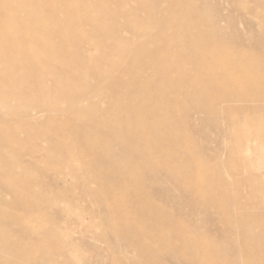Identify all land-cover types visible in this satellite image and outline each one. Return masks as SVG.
Here are the masks:
<instances>
[{
  "label": "rangeland",
  "instance_id": "1",
  "mask_svg": "<svg viewBox=\"0 0 264 264\" xmlns=\"http://www.w3.org/2000/svg\"><path fill=\"white\" fill-rule=\"evenodd\" d=\"M4 1L5 0H3V2ZM94 1H96V0H93L89 3V7L93 3V5H91L90 9L95 8L94 7V3H95ZM105 1H108V0H105ZM128 1H129L127 3L128 6L126 5V7H128L130 10L128 8H126L124 4H121L119 1H116V0H111V1L109 0L108 1L109 4L107 3L108 7H112V8H109L110 12L112 11V13L109 12L106 15L107 19L112 20L113 24H114V22L117 21L118 24L117 25L115 24V25L118 27H120V26L124 27L125 29L122 27H120V28L123 30V33L125 35H129V33H128L129 28L128 27L133 26L132 23H130V21L131 20H138V19L140 20L141 16L143 19H146V17L158 19L160 17L161 19L159 18V20H161V21H164L169 16L175 17L173 14H170L169 12L166 13L167 11H170L169 8L171 7V3L173 1H170V0L169 1H167V0H150V1L149 0H142L143 3H144V1H145V3L146 2L147 3L146 4L145 3L140 4V0H139V2H138V0H132L134 5L131 2V0H128ZM204 1L203 0L197 1L196 10L200 11L201 9H203V11H205V12L207 11L206 12L207 15L209 12L208 16L210 18H212V19L215 18L214 20L218 21V23L222 27L224 25V28L227 29L226 42L230 46H232V47H230L232 49L230 53H232V51H233L232 54H235L234 52L241 48L251 58H256L255 60H258V62H260V61L264 62V34L262 35V33H261V31L264 30V18L261 17V16H264V0H260L258 2L255 0H245V1L244 0H230L231 2L229 0H226V2L228 1L227 3H225V0H208V1L204 0ZM233 1L235 2L234 4H232ZM151 2H153V4L149 5ZM260 2H262V3L260 4ZM135 3L137 5L139 3L142 6V7L140 6V8H141L140 10H139V5L136 6ZM206 3H207V5H206ZM230 3L232 5H230ZM238 3L241 5H239ZM245 3H246V5H245ZM251 3L252 4L255 3V4L252 5ZM257 3L259 4V8H257V6H258ZM167 5H169V7ZM260 5H262L263 7ZM115 6H117V7H115ZM199 6H200V9H199ZM210 6H212V7H210ZM222 6H225V8ZM244 6H246V7L244 8ZM236 7H238V9ZM260 7H261V9H260ZM117 8H118V12L116 13ZM160 8H162L163 10ZM227 8H229V10H227ZM239 8L240 9L243 8L242 12H240L241 10H239ZM131 9L132 10L134 9L133 10L134 12ZM147 9H148V11H147ZM235 9H237V10H235ZM244 9H245V11H244ZM142 10H145L147 13L145 11H142ZM152 10H154V11H152ZM14 12H15V10L10 11L9 14L13 15V16H16V15L23 16L24 15L23 12H18V11H16L15 13ZM45 12H47V11H45ZM45 12H44V14H45ZM135 12H137V13H135ZM236 12H238V13L236 14ZM126 13H127V15H126ZM129 13H130V15H129ZM131 13H135V14L133 15ZM109 14H111V15H109ZM112 14H113V17H112ZM210 14H211V16H210ZM231 14H233V15H231ZM238 14H239V16H238ZM240 14H242V15H240ZM244 14H246L247 16L246 15L245 16L251 20L253 18V15H254V17L258 18L259 20L257 22L256 18H254L253 19L254 24H252L251 26L248 25V27H247V25H244L241 23L240 17L244 16ZM248 14H250V15L253 14V15L250 18V16H248ZM185 15H186V17L187 16L191 17L190 16L191 14L190 15L184 14L183 16H185ZM218 15L223 16V18L225 20L220 19L218 17ZM109 16H110V18H109ZM123 16L126 18H124ZM259 16H260V18H259ZM50 18H52V17H50L48 12L45 14V19L43 17V19L46 21V23H50L52 21V19H50ZM113 18H115V19H113ZM184 19H186V18L184 17ZM93 21H94V23H91L92 26H90L91 24L88 25L85 23L83 25H77L76 27H79V29L84 30V32H86V31L89 32L88 30H90L91 28H94V26L95 27L97 26L96 25L97 21H95V17H94ZM228 21H229V23H231V22L232 23L229 25ZM233 22H235V23H233ZM255 24H258V25H255ZM84 25H85V27H87V30L84 27ZM165 25H166V27H165ZM165 25L161 24V26L160 25L157 26L156 27L157 31L154 30V32H156L157 35H159V34L163 35L164 33H166L164 35L168 34L167 36H169L170 34L173 35V33L175 32V31H173L175 26H173V30H172L171 29L172 26L169 27V26H167L166 23H165ZM260 26H263V27H261V29H260ZM161 27L162 28L164 27L163 28L164 30L163 29L161 30L160 29ZM165 30H166V32H165ZM93 33L98 34L97 32H93ZM263 33H264V31H263ZM255 35H256V37H254ZM240 36H241V38H240ZM258 36H260V37L258 38ZM231 37H232V41H231ZM260 38H262L263 42L262 41L260 42V40H261ZM55 39H56V37H55ZM56 40L58 41V39H56ZM258 41H259V43H258ZM58 42L60 43V40ZM235 42H237V43H235ZM241 42H243L242 45H241ZM1 44L3 45L4 43L1 42L0 45ZM235 45H239V46L237 47ZM36 46H35V49L39 53L44 51V49L46 48V44H44L41 41L39 43H37ZM153 46L152 47L150 46L149 48L153 49V48L157 47L156 45H153ZM5 47H7L6 44H5ZM233 48H236V49H233ZM40 49H42V50H40ZM55 49H57V50H55ZM50 50H51V53L57 54L59 52V47L53 48V50L52 49H50ZM50 50H49V52H50ZM93 51H95V50L93 49ZM5 57L9 58V54L6 55ZM8 58H3V62L5 64L10 62V59H8ZM232 58H233L232 59L233 61L231 60L232 63L229 62L227 64L232 65L234 63L235 57H232ZM41 62H42V60L40 61L39 64H41ZM234 64H236V61ZM234 64L232 66H234ZM151 65H152L151 69H154L153 64H150V67H151ZM0 69H1L0 74L1 75L3 74L2 76H0V84L2 85V87L0 88V95L3 94L6 97L8 96L11 103H12V106H13V108H12L13 110H11V111H8V110L2 108V106L0 107V139H1L0 141H2V142H0V153H1L0 154V168H2V166H4L2 169H0L1 170L0 171V177H2L3 173H5V174L7 172H8V174L14 173L13 175L16 177L15 180L17 181V184L12 186V185H10V182H6L5 179L0 178V214H2L4 217V218H2V215H0V219H2L0 221V229H1L0 236L3 237L0 240L2 242H4V240H6V237L9 236L7 238V240L4 242L5 244H3L1 241L0 242L4 246H6L7 244H13L9 248L8 254H10V256L11 255L14 257L16 256V258L18 257V259L22 258L24 256L25 257L31 256L32 259L34 260L33 263L35 262L34 264H37L38 261L40 262V264L41 263L42 264H48V263L49 264H147V263L148 264H159V263L160 264H188L189 262H187V260H185V253H188V252H186V249L181 247L182 246L181 241H180L181 236H178L179 232H180V234H182L184 230L185 231L189 230L188 232H191V234H193L192 233V230H193V232L195 233L193 235L197 234V236H202L205 239L208 238L207 240L212 241L216 245L219 244L220 246H222L223 244L221 245V242H220L222 239V238H220V237H222V235H220V233L222 231L224 234L223 233H221V234L226 235L227 237H233L232 235H234V236L236 235L235 233H232V232H231L232 233V235H231L230 231L226 230V226L222 222L221 218H222L223 214H222L221 210L225 211L226 209L228 210V212L226 210L228 215H230V216L235 215V216H237V220L238 219L241 221L244 220L246 224L255 227L256 234L260 237V233H261L262 237H260L261 239L260 238L259 239L264 243V239H263L264 235H262V234H264V233H262V232H264V230H263L264 229V80L263 79H262L263 81L257 80V82H255L251 86L241 85V86H237V88H236V86H232V89L234 88L235 90L231 89V91H230V87H228L229 85L228 84L226 85L225 81H224V83H225L224 84L223 82L216 83V82H213L211 80V81H209L210 84L208 83V86L212 85L209 87V89L213 92V93H211L210 90H207V91L202 90V89L193 90V88H191V86H189L188 88H190V89H188V88H186V86H188V85L185 86V84H182L183 88L185 86V88L183 89L181 87V85L179 84L178 80L176 79L177 77L175 75L173 76L172 73H171L172 75L171 74H169L168 76L166 75L167 80H172V78H173L172 81H174L175 79L177 80V82L173 83V86H171L172 88L171 87L167 88L166 91L168 92V89H169V93H165L166 91L164 93L167 94V97L172 100V103H170V104H173L172 106H170L171 109H173L172 112H174V110H176V112H174L173 114L175 116L177 115L176 118L177 117L180 118V121L177 118V120H175V121L176 122L178 121V122L177 123L174 122L175 124H173V127L177 128V129H174L173 127H170V128H173L174 130H176L177 132H180L181 134L184 133L183 135L186 137L183 139V138L175 136L172 138L164 137L165 138L164 139V138H162L163 136H160L162 138V140H161V138L158 135H156V137H159V138L155 139V138H153L155 136H152V138H151V135H145L144 133L141 134L142 132H144V130L140 129L141 132L138 131L139 132L138 134L140 137L137 134H135V136H136V138H139V139H141L143 137L142 138L143 141L146 140V143L142 142V140H141V143L146 147L148 146L149 149L151 148L149 151V154H151L153 151V153L151 154L152 155L151 158H150L151 155L146 154L147 152L143 151L146 155L149 156V158H148V156H146L143 152L137 151V150L135 151V149L130 146L132 137H130L128 135V132L127 133L125 132V137H124V135H119V137L120 136H122V138L124 137L123 139L122 138L120 139L117 137L115 138L113 132L115 134L118 133L116 131L117 129L108 127L109 130L107 131L106 129H104L105 126H104V128H102L100 124H99L100 126L96 125V124H98L97 121H94V123H93V126L96 128V132H95L96 134L95 135L103 138V140L105 141V142L104 141L103 142L107 145V149L98 148V150L96 151V149H97L96 148L94 150V153H92L91 150H89L87 147L84 146L85 145L84 140H82L83 138L80 137V135H79L81 133V130H82L79 128V124L81 122H77V120L74 123L77 125V127L80 129V131H78L79 129L76 126H74L75 124L73 125L72 123H69V125H64V124L60 125L61 123L59 124L57 122H55V124H53L51 126V131H50L51 133L45 132V130H44L45 128H43V126L44 127H46V126L44 124H42V126L39 125V128H40V126L42 127L40 130L36 126L34 128V130L36 128H38V131L37 130L33 131L32 130L33 129L32 124H28L30 122V120H29L30 118H28L26 116V112H27L26 108H27L28 104H25V102L28 103L31 99H34V97L36 98V99H34V101L39 100L41 97H40V94H38V93L40 92L41 88H42V90L45 89V91H43V92L46 93V95L51 100V102L53 101L52 104L55 105V107H54L55 112H53L52 115H55V113H56L57 116L62 118L61 120H65V121H71L72 120L71 122H73L75 115L70 110V106H72V105L76 106V104H77V105H80V107H81V104H82L83 106L85 105V107H87L89 105V103H88L89 100H86L85 96L82 97L80 92H78L76 89L75 90L73 89V86L72 87L70 86L68 89L65 90L64 94H65L66 98L64 97V94H63V96L57 97L56 93H55L56 91H55L54 81H53L54 75H48L47 76L45 85H42V83H39L38 81H33V82H35V84L33 82L30 83L31 81H29L30 85H28V88H27V87H21V85H20V83L22 84V82L24 80V75H23L22 70H21L22 68L21 69L17 68L15 70L14 75L16 77L13 78V76H12V81H10L11 77H9L8 75H6V79L4 77V74H5L4 72L5 71L7 72L8 69L7 68H6V70L3 68H0ZM2 69L4 70V72ZM70 70H71V68L67 65L65 68V71L68 72ZM150 70H148V71H150ZM235 70H236V68H235ZM150 72L152 73V71H150ZM154 75L155 74H153L150 78L151 83L153 80L158 79V78H155L156 76H154ZM192 75H194V76H192ZM198 76H196V74H194V73H191L190 75H188V79L191 80V79H196V78L198 79L199 78L198 79L199 81L207 80V82H208V78H207L208 75H206L205 78H204V76H199V77ZM240 76H242V75L240 74V70H239V72L235 71L234 75L231 76L230 78L232 81H234L237 78L239 79ZM2 77H4V78H2ZM2 80H3V83H1ZM14 80H16V81H14ZM13 81H14V83H13ZM127 81L128 82L126 83V85L129 84V79ZM11 82L13 84H11ZM52 83H53V85H51ZM222 83L226 86H224ZM213 84H215V85H213ZM216 84H218L219 86ZM178 85H180V86H178ZM223 87H224V89H223ZM3 88L4 89L7 88V91L9 90L8 93L11 95V98H10L9 94H7V95L5 94L6 89L1 91V89H3ZM9 88L10 89L12 88L11 91ZM37 88H38V91H37ZM119 88H115V89L110 90V92L112 91V94L111 93H108V94H110V96H114L116 98H119V96H120L121 102L120 101L119 102L122 103V106L124 104V107L128 106V107H125L126 110L129 108V110L127 112H130V111L132 112L133 109L137 110L139 108L137 111L135 110L136 113L134 115V117L138 118L137 116H140L139 115V114H141L140 111L144 110L145 104L143 107V101L142 102L137 101L138 107L135 108L137 106V103L133 100V97H132L133 94H130L129 91L127 92L128 94L126 92L120 93L121 91L120 92L118 91ZM150 88H154V85L152 84L150 86ZM121 89L124 90L125 88L121 87L120 90ZM154 89H150L151 97H153L155 94ZM187 89L189 90V92H185V91H188ZM225 89L227 92L225 91ZM42 90H41V92H42ZM123 90H122V92H123ZM125 90H128V89L126 88ZM28 91H30L29 93L31 95L28 93ZM175 91L176 92L179 91V93L175 94ZM204 91L206 94L203 93ZM228 91H230V92H228ZM250 91H251V93H250ZM116 92H118V93H116ZM170 92H173V93H170ZM200 92H202V93H200ZM232 92H233V94H232ZM258 92L260 93L259 95L261 96V98L257 99V101H255V102L254 101H252V102L247 101L246 102V100L242 97L244 93L245 94L249 93L252 95V93H258ZM190 93H193V94L190 95ZM210 93H211V96H210ZM227 93H229L230 97H229V95L227 96ZM23 94L26 96H24ZM32 94H33V98H32ZM168 94L169 95L171 94L172 96L169 97ZM196 94L198 97L196 96ZM215 94H216V96H215ZM16 95H18V98L16 97ZM188 95H189V97L190 96L191 97L189 98ZM205 95H206V98L204 97ZM222 95H224L225 97ZM232 95L234 97H236L237 101ZM27 96L30 98V100ZM122 96H123V98H122ZM181 96H182V98H181ZM21 97L22 98L24 97L25 102H23V99ZM53 97L55 99L52 100L51 98H53ZM177 97H179V98L177 99ZM194 97L200 98L199 101L196 102V104H194L195 101L194 102L192 101V99H194ZM202 97L205 99L203 100ZM210 97H212V98H210ZM96 98H97V100L99 99L98 97H96ZM125 98L126 99L129 98L127 100V102L125 101ZM130 98L133 102L130 101ZM207 98L211 99L210 100L211 103L208 105L206 104L208 112L206 109H202V108L206 107L204 102L207 101ZM231 98L235 101L233 103L234 104L233 107L231 106V104L233 102V100ZM41 100H42V98H41ZM70 100H72V101H70ZM97 100H96V102H97ZM99 100H98L99 103L98 102L97 103L100 104V107H102V109H104V112L108 106H109L108 108H110V102L109 101H105L102 98ZM217 101L219 103L221 101V103L218 104ZM108 102H109V104H107ZM124 102L127 105H125ZM185 102L186 103L188 102L187 105H190L191 108H189V109H191V111L185 107V106H187V105H185L186 104ZM130 103H131V106H130ZM135 103H136V105H134ZM139 103H140V105H139ZM180 103L182 104V107L178 106V105L181 106ZM213 103H214V105H213ZM227 103H230V106H229V104L227 105ZM141 105L143 108H140ZM201 105L202 106L205 105V106L202 107ZM211 105L214 107L216 105L215 108H216L217 112L219 111L217 113V115H216V113H214V112H216V110L214 111V108L210 107ZM105 106H107V107H105ZM192 106H193V108H192ZM226 106L230 107L229 110L231 113L229 112L226 115L219 116L221 114V110H223L224 107L226 108ZM187 107H189V106H187ZM68 108L70 111V112H68L69 114H67ZM81 108H84V107H81ZM211 108H212V111H211ZM217 108H219V110ZM181 109L183 110L182 111L183 113L181 112ZM234 109H237V110L234 111ZM58 112L62 116L58 115L57 114ZM188 112H190V113H188ZM205 112H207V113H205ZM209 112H211V113L213 112L214 115L210 114ZM1 113H3V114H1ZM5 113L8 115H6ZM17 114H19L20 117ZM182 114H183V117H182ZM212 115L214 117L215 116L216 117L214 118ZM16 116L19 118H17ZM107 116H108V114H107ZM204 116H206V117H204ZM144 117H147V118H144ZM149 117L150 116H148L147 114L144 116H142V114H141V119L144 118L142 120V123L144 121L147 124L146 125L145 123H143V124L141 123V127L142 126L148 127L150 125V124H148V123H150ZM217 117H219V119ZM224 117H225V119H224ZM183 118L185 120H182ZM220 118H221V120H220ZM20 119H22V120H20ZM23 119H26L27 122H26V120H23ZM138 119L141 120L140 118H138ZM233 119H235V120L233 121ZM20 121H22V123ZM9 126H11V127H9ZM20 126H22V128H20ZM23 126H24V129H23ZM167 126H169V125L167 124ZM60 127H63V129H61ZM178 128H181V129H178ZM222 128L224 129V131L226 133L223 131ZM1 129L8 131L7 132L8 135L6 132H4V130L1 131ZM110 129L111 130L114 129V130L111 131ZM20 130H21V132H20ZM27 130L31 131V132L28 131V132L32 133V135L30 134L31 137L28 136L29 135L28 132L24 133V131H27ZM97 130H99L100 133H98ZM32 131L34 132V134ZM39 131H43L42 133L44 135L42 133L39 134L38 133ZM181 131L182 132L184 131V132L182 133ZM83 132H85V131H83ZM102 132L107 133V135L101 134ZM84 134H86L87 136L92 135V134H88V133H84ZM126 134H127V137H126ZM187 134H189V136ZM4 135H6L7 138L4 137ZM65 135L71 139L68 140L66 138V140H65L64 139ZM112 135L115 138V141H114V138L112 137ZM129 137H130V139H129ZM148 137H150V139ZM79 138H82V139H79ZM8 139H12L13 142H12V140H10L11 142L9 141L7 143ZM116 139H117V141H116ZM181 139H183V142L181 141ZM63 140H64V142H63ZM81 140L83 141L82 143H81ZM149 140L151 141V143ZM171 141H173V142H171ZM110 142H111V144H110ZM157 142H159V144ZM178 142H180V143H178ZM12 143L13 144L15 143L14 146ZM147 143L150 145H153L154 147H155L154 144H158V145H161L162 148L159 149L158 145H156L155 148L153 146L150 147V145H148ZM172 143L174 145H172ZM123 144H125V145H123ZM127 144H129V145H127ZM167 144L168 145L171 144L172 149L175 151L170 150L171 146L170 145L168 146ZM176 144L178 147L176 146ZM4 145L6 146L7 149L8 148L9 149L8 150L5 149ZM80 146L84 147L85 151ZM120 146L123 148H121ZM124 146L126 149L124 148ZM174 146L177 148H175ZM181 146H182V148H181ZM166 147L167 148L170 147V148L167 149ZM54 148H56V149L54 150ZM165 148H166V151H165ZM186 148H187V150H186ZM20 149H22V150H20ZM120 149L122 150V152L123 151L124 152L122 153ZM17 150L20 153H18ZM46 150H48L49 152ZM177 150L178 151L182 150V151H179V153L182 152L183 154L182 153L181 154L183 156L185 155L184 156L185 158L184 157L180 158L181 154L178 156L179 153L176 154ZM185 150L187 152H185ZM7 151H8V153H7ZM86 151H90V152H87V154H86L85 153ZM163 151L166 154H169L171 159L170 158L167 159L168 157H166V154L164 155V153H160ZM98 152H100V154H98ZM116 152H117V154H116ZM138 152H140V154ZM155 152H156V154H155ZM197 152H198V154H197ZM16 153L19 154V157H21V158H17V156H15ZM88 153H92V154H96V155L98 154L97 155L98 157L96 158V156H94V155L92 156V154L90 155ZM186 153H188V154H186ZM192 153H195V154L192 155ZM22 154H24V155H22ZM26 154L28 155V159H29V157L30 158L32 157V159H29L28 162L26 161L27 163L24 162V159H27ZM105 154H107L108 155L107 157H109V158L106 159ZM154 154L156 155L155 158H157V155H160V156L162 155V157H164L162 159L161 157L158 156V158L161 159L162 161H164V163L167 165V167H165V168L167 171L169 170L168 172L164 168H162L163 170H161V168H157L154 165H152V166L146 165L147 163H150L151 161H153L155 159ZM196 154H197V156L198 155L199 156L197 157ZM6 155H7V157H6ZM37 155L38 156H44V157L36 158V157H38ZM102 155H105V156L103 157ZM113 155H115V156L113 157ZM1 156H2V158H1ZM67 156L70 159H72V161H70V162H72L75 165V167H76L75 170L69 169V167L62 168V166H61L62 160L64 162L65 158H68ZM8 157H9V159L11 158L10 161H9V159H7ZM33 157L36 160H38L40 163L38 164V161L35 162V159ZM135 157L137 158L136 159L137 161L135 160ZM192 157H195V159L197 161ZM15 158H17V159H15ZM95 158H96V160H95ZM116 158H118V159H116ZM191 158L194 160H192ZM21 159H23V160H21ZM142 159L144 161H142ZM176 159H178V160H176ZM186 159H189L190 163L189 162L186 163ZM11 160H12V162H11ZM30 160L33 163L32 164L33 166H29ZM104 160H105V163L103 162ZM117 160L120 161V163L124 162L123 167H125L126 169L120 167V165H119L120 163H117ZM147 160L149 162H146ZM183 160H184L185 164H184ZM199 160H200V162L198 163ZM114 161H116V162H114ZM180 161H181V163H180ZM195 161H196V163H195ZM201 161L204 163V167H203V164L201 163ZM108 162H111V163H108ZM136 162H138L137 167H136V165H134V164H136ZM173 162H175L174 164H176V165L172 164ZM177 162L180 163L181 165H179ZM25 163H26V165H25ZM36 163L38 164V166ZM86 163H87V165H86ZM188 163L190 165L192 164L194 167L192 165L190 166ZM128 164H129V167H128ZM141 164H142V166H141ZM171 164H172L173 170H172V168H170ZM186 164H187V167L185 166ZM30 165H31V163H30ZM115 165H117L118 167H115ZM125 165H127V166H125ZM183 165L185 167H183ZM25 166H27V167H25ZM109 166L111 168H109ZM139 166L143 167V169L141 168L140 174H138L137 176H134V178L131 175H129L130 176L129 178H125V176H126L125 174L128 172V170H130V168H137L138 169V168H140ZM168 166H170V167L168 168ZM197 166H199V167H197ZM30 167H33L34 169L33 168L30 169ZM188 167L190 170H191V168H193L192 171H194V172H192V171L190 172V170H188V169L186 170V168H188ZM205 167H206V169H204ZM194 168L195 169L196 168H198V169L203 168L204 169L203 172H205V170H206V172L204 174H203V172L201 173V174H203L202 178L204 176H206L205 177L206 179L204 178L205 184H204V187L202 190H200V188H198V186L195 184L196 179H197V177H196L197 173H196ZM118 169H119V171L122 169L123 170L119 172ZM153 170L154 171L156 170V176H155V172ZM16 171H18V172H16ZM19 171H20V173H19ZM163 171L167 172L168 175L163 174L164 173ZM170 171H172V173H170ZM175 171H177V172L175 173ZM1 172H3V173H1ZM183 172H185V174ZM21 173L23 174L22 176L20 175ZM148 173H150V174L148 175ZM172 174H174V175H172ZM179 174H180V176H179ZM188 174L190 175V177ZM98 175L100 178L99 177L96 178ZM176 175L178 176V178ZM183 175H186L188 178L186 176H184L186 178L181 179V177H183ZM220 175H221V177H220ZM152 176H154V177H152ZM172 176H174V177L176 176L177 181ZM149 177L153 178L154 180H150L151 178H149ZM161 177H162V179H161ZM164 177L166 179L168 178L167 179L168 181L165 180ZM155 178H157V179H155ZM219 178L222 180H220ZM134 179H136L137 181L139 179L140 180L138 182H136ZM38 180H39V182H38ZM96 180H98V181H96ZM164 180H165V182H164ZM183 180H184V182H183ZM190 180H193V182H191ZM206 180L209 182V184ZM20 181H21V183H20ZM42 181H44V182H42ZM122 181H125V185L123 186V189L120 190V183ZM142 181H143V183H142ZM148 181H151V183H149ZM4 182H5V184H4ZM145 182L148 183L149 185L146 184ZM154 183H156V185ZM158 183H159V185H158ZM179 183L181 184V186ZM32 184H34V185H32ZM130 184L134 185V187ZM175 184H177V185L179 184L178 188H177V185H175ZM187 184H189V186ZM215 184H217V185H215ZM30 185H32V186H30ZM129 185H130V187H129ZM135 185H136V187H135ZM140 185L146 186V187H140ZM5 186H6V188H5ZM182 186H183V188L185 187V189H183ZM210 186L212 187V189ZM213 186L214 187L218 186V187L214 188ZM29 187H30V190H29ZM32 187H34V188H32ZM137 187L141 188L142 192ZM221 187L222 188L225 187L223 190L224 192L221 191L222 190ZM7 188L11 191H7ZM206 188H210V189H206ZM12 189H13V192H12ZM33 189L35 190V192ZM142 189L145 191H143ZM195 189H197V190H195ZM214 189L215 190L217 189L216 191H218V194H220V195H218L219 198H217V199H215L213 196H210V194H209L210 193L209 190L213 191ZM205 190L207 191V193ZM39 191L42 192V194L41 193L40 194L42 197H44V199L39 195ZM146 191H147V193H146ZM219 191H220V193H219ZM20 192H21L22 196L24 195L23 197H25V198H23L21 195H18V194H20ZM36 192H38V193L35 195ZM203 192H204V194H203ZM225 192H227V194H225ZM11 193H13L14 195L16 194L15 196H18V197H15ZM112 193H113V195H111ZM120 193H123V195H119ZM124 193H126V194L124 195ZM148 193H150V194H148ZM106 194H109V195H106ZM195 194H197V195H195ZM221 194H224L225 196L224 195L221 196ZM5 195L6 196L8 195V196L6 197ZM110 195H111V197H110ZM115 195H116V197H115ZM150 195H151V197H150ZM207 195L210 197L208 198ZM12 196H14V199H12L13 198ZM36 196H37V199H36ZM49 196H51V197H49ZM95 196L98 197L99 199L96 198ZM121 196L124 197L123 200L125 201L126 207H122V208L118 209L117 206H113L114 204L110 205V203L109 204L106 203L107 200L112 201L114 197L116 198L115 200L117 201L118 199L122 198ZM148 197H150V198H148ZM9 198H10V200H9ZM16 198H21L19 200L20 204L18 203L19 201L18 202L15 201ZM51 198H52V200H51ZM151 198H154L156 203ZM11 199H12V201H11ZM22 199L26 200V201L24 202ZM46 199H49L50 201L49 200L46 201ZM207 199H210L211 201L207 200ZM101 200L104 201L105 203H103ZM132 200H134V201H132ZM202 200H204L205 204H202ZM205 200H207V203L208 202H210V203L207 204ZM120 201L122 202V199ZM130 201H131V203L133 202V204H131L132 206L129 204ZM21 202H22V204H21ZM157 202H158V204H161L162 207L160 205H156ZM25 203H26V205H25ZM23 204L25 205L24 207L22 206ZM47 204L50 206L55 205L54 207L56 209L53 208V206H51V208H49L50 206H48ZM105 204H107L106 207H104ZM153 204L155 207L156 206L157 207L155 208L153 206ZM206 205H209V207ZM212 205L215 207H211ZM8 206H9V208H8ZM158 206L160 207V209L158 208ZM113 207L114 208L117 207L118 210L113 209ZM207 207L209 209L211 208V210H212V208H214L216 210V208L219 209V207H220L219 212L221 211V213L219 214L218 210L215 211L214 209H213V212H211V210H208ZM224 207H227V208H224ZM2 208H5V210L3 211ZM162 208H164V212H163ZM205 208H207L206 210H208L209 212L208 211L206 212V210H204ZM230 208H232V209H230ZM8 209H9V211L12 210V211H10L12 213H9ZM15 209L18 212L15 211ZM135 209L138 212H136ZM26 210H27V212H26ZM160 210H161V214L159 212ZM232 210L236 211V212L233 213ZM44 211H45V214H44ZM123 211H125L126 214ZM139 211H140V214H139ZM165 211L166 212L168 211L167 212L168 214L167 213L165 214ZM28 212H30V213H28ZM122 212L124 213V215H126L125 217L122 216L123 215ZM237 212H238V214L236 215ZM27 213H28V216L30 217L29 219H28V216L26 215ZM59 213H61V214H59ZM14 214L16 217L14 216ZM29 214H32V216ZM6 215H8V216H6ZM165 215H167V216H165ZM170 215H172V216H170ZM37 216L39 219L37 218ZM41 216H44V217H41ZM46 216H47L48 220H47V218L45 220ZM163 216H165L168 220L167 219L163 220V218H165ZM168 216H170V217H168ZM11 217H13V218H11ZM23 217H24V219H23ZM31 217H33V218H31ZM79 217L81 218L80 221L78 220ZM131 217H133V218L136 217V218L133 220V218H131ZM139 217L142 218V220L145 223ZM170 218H171V220H170ZM136 219L139 221H137ZM172 219L175 220L174 222H177V221L178 222L172 223L173 222ZM115 221H117L119 224L123 223L124 225H126L127 226L126 227L127 232H126L123 224L120 225V227L117 226V229H116V227L113 226V224L116 225ZM167 221H172V222H167ZM16 222H18V223L16 224ZM30 222H32V223H30ZM37 222L39 223V225L37 224ZM42 222H43V224H42ZM137 222L143 223L146 226L149 225L147 227H149L151 231L146 232V234L143 232L144 235L142 236V232L138 231V229H139L138 226L141 224L139 223V225H136ZM156 222H157V224H156ZM51 223H52V226H51ZM158 223H160V227L157 229ZM23 224L25 227L23 226ZM181 224H183V226L180 228ZM26 225H27V227H26ZM171 225H172V227H171ZM196 225L198 228H196ZM20 226H21V228H20ZM49 226H51V227H49ZM122 226L124 227L123 230H125V231L122 230V228H121ZM128 226H129V230L127 229ZM136 226H137V228H136ZM161 226H163V227H161ZM223 226H224V229H223ZM41 227H42L43 231H41ZM191 227H193V228H191ZM4 228L6 229V231H4ZM47 228H49V230ZM55 228H57V230ZM173 228L174 229L176 228V230H174ZM7 229H8V231H7ZM23 229H24V231H23ZM118 229L120 232H118ZM130 229L131 230L134 229L133 232ZM25 230L27 232H25ZM51 230H52V232H49ZM53 230H56L55 234H54ZM57 231L60 233V235L58 234V236H57V233H58ZM128 231L132 232V235H130L131 234L130 232H129L130 234H128ZM134 231H136L138 233H136ZM177 231H178V233H176ZM3 232L5 234H3ZM11 232H12V234H11ZM23 233H24V235H23ZM33 233L36 236L33 235ZM49 233H51V234H49ZM133 233H134V235H133ZM240 233L238 232V234H240ZM2 234H3V236H2ZM28 234H30L31 236ZM205 234L207 235V237L204 236ZM10 235H12V236H10ZM46 235H47V237H45ZM54 235H56V238H54ZM158 235L163 237V238L160 239L161 237H158ZM154 236H156L155 239L153 238ZM23 237H25V238L23 239ZM43 237H44V239H42ZM57 237H58V240H60V241L55 240V239H57ZM49 238H50V240H49ZM17 239L19 240V242L22 240L20 242L21 245L19 244L20 246H17L19 243ZM29 239H31V240H29ZM259 239H258V241H259ZM11 240L14 241V243H12ZM32 241H34V242H32ZM132 241H133V244H132ZM138 242H140V243H138ZM162 242H163V244H162ZM57 243H59L60 245L59 244L57 245ZM64 243H66V244H64ZM141 243H142V245H141ZM51 244L53 245L52 247H51ZM55 245H57V246H55ZM61 245L62 246L65 245V246L62 247ZM144 245H145V247H144ZM13 246H15L17 250H21V251H18L20 255L12 253L11 249ZM59 246H61V247L57 249L56 247H59ZM157 246L159 248L160 247L161 248L158 249ZM8 247H9V245H8ZM139 247L141 248V250ZM165 247H166V249H165ZM53 248H55V250ZM63 248L65 250L68 248L67 252ZM179 249H181V250H179ZM1 254H3V253H1ZM8 254H6V255H8ZM21 254H22V256H21ZM3 255H5V254H3ZM3 255H0V261L1 262L5 261V258ZM181 255H182V257H181ZM38 257H40V258L38 259ZM153 262H155V263H153Z\"/></svg>",
  "mask_w": 264,
  "mask_h": 264
},
{
  "label": "bare ground",
  "instance_id": "2",
  "mask_svg": "<svg viewBox=\"0 0 264 264\" xmlns=\"http://www.w3.org/2000/svg\"><path fill=\"white\" fill-rule=\"evenodd\" d=\"M93 1V0H5L3 2V0H0V43H4L3 45L1 44L0 45V68H3L6 70V68L8 69V71L3 72L5 73L4 74V77L6 79V75H8L9 77H11L10 81H12V76L13 78H15L16 76L14 75V72L17 68L21 69L22 70V73L24 75V80L22 82V84L20 83L21 87H27L28 88V85H30V83H32L33 81H38L39 83H42V85H45L46 83V78L48 75H54V78H53V81H54V87H55V93H56V96L59 97V96H63V94L65 93V90L68 89L70 86L72 87L73 86V89L77 90L78 92L81 93V96L82 97H86V100H89L88 103L89 105L87 107H85V105L83 106L81 104V107H84V108H81L80 105H72L70 106V110L72 111V113L75 115V118H74V121L71 122V121H65V120H61L62 118H60L59 116L56 115H52L54 111V107L55 105L52 104L51 100L48 98V96L46 95L45 92V89L42 90V88L40 89V92L38 94H40V97L41 98L39 100H36L34 101V99H36L34 97V99H31L29 98V102L26 103L24 100V97L22 98L23 99V102H25V104H28L27 105V108H26V116L28 118H30V122L28 124H32V130L35 131L37 130L38 131V128H39V125L42 126V124H44L46 127L43 126V128H45V132H50L51 131V126L53 124H55V122L57 123H61L60 125L64 124V125H69V123H72L73 125L75 124L74 122L77 120V122H81L79 124V128L80 129H84L83 132L81 130V133L79 134L80 137L82 138H79V139H82L84 140V146L87 147L89 150H91L92 153H94V150L96 149V151L98 150V148H101V149H107V145L104 143L105 141L103 140L102 137H99L97 135H95L96 133V128L93 126V123L94 121H97L98 124L96 125H101L102 128H105L107 131L109 130L108 127H111V128H114V129H117L116 131L118 133H114V136L115 138H122V136L119 137V135H124L125 137V132L127 133L128 132V135L130 137H132L131 139V147L135 149V151H146L147 153L146 154H149V147L147 146H144L142 143H141V140L142 142H145L146 143V140L143 141V137L141 139L139 138H136L135 134H137L139 136V132H141V130H144V132H142L141 134H145V135H151V138L152 136H155L153 138H159L160 136H163L162 138L164 137H180V138H185L186 136H184L183 134H181L180 132H177L176 130L174 129H177V128H174L173 127V124L177 123L175 120H177L176 116L173 114L174 112H176V110H174V112H172L173 109H171L170 106H172L173 104H170L172 103V100L169 99L167 97V94L165 93H169V89H168V92L166 91L167 88L173 86V83L179 82V84L181 85L182 87V84H185L188 85L186 86V88H188L189 86H191V88H193V90L195 89H202V90H210L209 87L212 86H208V83L210 84L209 81H213V82H216V83H221L225 81L226 85L228 84L230 87V91L232 89V86H241V85H245V86H251L253 85L255 82H257V80H261L263 81L264 80V62H258V60H255L256 58H251L247 53H245L241 48V50H237L235 51L234 53L235 54H232L230 53L231 52V48L232 46H230L227 42H226V36H227V29L224 28V25L223 27L218 23V21L210 18L208 15H209V12H208V15L206 14L205 11H203V9H201L200 11L196 10V3L198 0H170V1H173L171 3V7L169 8L170 11H165L166 13H170V14H173L175 17H168L167 19H165L164 21H161L156 18H147L146 19H143L142 16L140 17V20H131L130 23H132L133 26H130L128 27L129 28V35H125L123 33V30L116 26L118 23L117 21L114 22V24L112 23V20H109L107 19L106 15L110 12L109 8H112V7H108L107 6V3L109 4V0L108 1H105V0H96L94 1V7L96 8H92L90 9L91 5H93V3L90 5L89 7V3ZM111 1V0H110ZM116 1H119L121 4H124L125 7L127 5V3L129 2L128 0H116ZM150 1V0H149ZM169 1V0H167ZM176 1V2H175ZM200 1V0H199ZM204 1V0H203ZM208 1V0H207ZM230 1V0H229ZM245 1V0H244ZM255 1H260V0H255ZM131 2L133 3V1L131 0ZM130 2V3H131ZM139 2V0H138ZM202 2V1H201ZM205 2V1H204ZM228 2V1H227ZM226 0H225V3H227ZM231 2V1H230ZM145 3V1H144ZM142 2V0H140V4H144ZM147 3V2H146ZM145 3V4H146ZM165 3V2H164ZM235 2L233 1L232 4H234ZM250 3V2H249ZM262 2H260L261 4ZM139 5V10L141 9L140 8V5ZM149 4V3H148ZM147 4V5H148ZM153 4V2H151L149 5ZM173 4V5H172ZM229 4V3H228ZM230 3V5H232ZM239 4V3H238ZM252 4V3H251ZM255 4V3H253ZM252 4V5H253ZM258 4V3H257ZM256 4V5H257ZM117 5V4H116ZM132 5V4H131ZM134 5V3H133ZM136 6H138L136 3H135ZM157 5V4H156ZM199 5V4H198ZM207 5V3H206ZM236 5V4H235ZM241 5V4H239ZM246 5V3H245ZM128 6V5H127ZM135 6V7H136ZM160 6V5H159ZM169 7V5H167ZM251 6V5H250ZM262 6V5H260ZM117 7V6H115ZM142 7V6H141ZM144 7V6H143ZM198 7V6H197ZM209 7V6H208ZM212 7V6H210ZM225 8V6H222ZM230 7V6H229ZM239 7V6H238ZM238 7H236L238 9ZM246 6H244L245 8ZM263 7V6H262ZM128 8V7H126ZM138 8V7H137ZM159 8V7H158ZM157 8V9H158ZM163 8V7H162ZM160 8V9H162ZM215 8V7H214ZM235 8V7H234ZM253 8V7H252ZM257 8H259V4L257 6ZM129 9V8H128ZM166 9V8H165ZM168 9V8H167ZM199 9H200V6H199ZM235 9V10H237ZM242 9L243 8H239V10H241L240 12H242ZM256 9V8H255ZM254 9V10H255ZM261 9V7H260ZM18 11V12H23L24 15L23 16H19V15H16V16H13V15H10V11ZM116 13L118 12V8L116 9ZM122 10V9H121ZM130 10V9H129ZM132 10V9H131ZM134 10V9H133ZM132 10V11H133ZM163 10V9H162ZM210 10V9H209ZM227 10H229V8H227ZM250 10V9H249ZM258 10V9H257ZM47 11L50 15V19H52V21L50 23H46V21L44 20L45 19V14ZM142 11H145V10H142ZM148 11V9H147ZM154 11V10H152ZM197 11V12H196ZM216 11V10H215ZM224 11V10H223ZM245 11V9H244ZM251 11V10H250ZM253 11V10H252ZM259 11V10H258ZM14 12V13H15ZM45 12V14H44ZM127 12V11H126ZM129 12V11H128ZM134 12V11H133ZM139 12V11H138ZM146 12V11H145ZM163 12V11H162ZM213 12V11H212ZM112 13V11L110 12ZM137 13V12H135ZM135 13H131V14H135ZM147 13V12H146ZM165 13V14H166ZM238 12H236L237 14ZM245 13V12H244ZM249 13V12H248ZM252 13V12H251ZM256 13V12H255ZM258 13V12H257ZM150 14V13H149ZM148 14V15H149ZM164 14V13H163ZM184 14H191L190 16L191 17H186L183 16ZM216 14V13H215ZM111 15V14H109ZM127 15V13H126ZM125 15V16H126ZM130 15V13H129ZM233 15V14H231ZM242 15V14H240ZM246 14H244V16L240 17L241 18V23L244 24V25H248L251 26L252 24H254V15L253 14H248V16H251L253 15V18L252 20L247 18L245 16ZM47 16V15H46ZM136 16V15H135ZM134 16V17H135ZM138 16V15H137ZM153 16V15H152ZM183 16V17H182ZM211 16V14H210ZM213 16V15H212ZM239 16V14H238ZM44 17V19H43ZM94 17H95V21H97L96 23V27L94 26V28H91L90 30H88L89 32H84V30L82 29H79V27H76L77 25H83V24H88L90 25L91 23H94ZM112 17H113V14H112ZM119 17V16H118ZM124 17V16H123ZM128 17V16H127ZM131 17V16H130ZM149 17V16H148ZM165 17V16H164ZM184 17L186 19H184ZM218 17L220 19H224L223 16L221 15H218ZM262 18H264V16H261ZM110 18V16H109ZM122 18V17H121ZM126 18V17H124ZM132 18V17H131ZM142 18V19H141ZM260 18V16H259ZM49 19V20H50ZM115 19V18H113ZM130 19V18H129ZM134 19V18H133ZM161 19V18H160ZM128 20V19H127ZM225 20V19H224ZM258 18H256V21L258 22ZM262 20V19H261ZM220 21V20H219ZM165 23L167 24V26H172V30H173V26H175L174 30L175 31L173 33V35H164L166 33H164L163 35H157L155 31L156 30V27L157 26H161V24H164ZM232 23V22H231ZM231 23H229L228 21V24L230 25ZM235 23V22H233ZM116 24V25H115ZM122 25V24H121ZM228 25V26H229ZM241 25V24H240ZM255 25H258V24H255ZM261 25V24H260ZM92 26V24L90 25ZM115 26V27H114ZM163 26V25H162ZM85 27V25H84ZM166 27V25H165ZM254 27V26H253ZM256 27V26H255ZM261 27L263 26H260V29ZM86 30H87V27H85ZM124 28V27H122ZM164 28V27H163ZM162 27L160 28L161 30L163 29ZM168 28V27H167ZM125 29V28H124ZM127 29V28H126ZM164 30V29H163ZM167 30V29H166ZM165 30V32H166ZM263 30V29H262ZM160 31V30H159ZM230 31V30H229ZM264 31V30H263ZM263 31H261L262 35L264 34ZM93 32H97L98 34H95ZM256 32V31H255ZM254 32V33H255ZM260 32V31H259ZM93 33V34H92ZM256 34V33H255ZM258 34V33H257ZM253 35V34H252ZM260 35V34H259ZM58 39V41L60 40V43L55 39ZM168 37V38H167ZM230 37V36H229ZM228 37V38H229ZM243 37V36H242ZM250 37V36H249ZM256 37V35L254 36ZM260 36H258L259 38ZM241 38V36H240ZM246 39V38H245ZM260 42L262 40V38H260ZM56 40V41H55ZM244 40V39H243ZM242 40V41H243ZM43 42L44 44H46V48L44 49V51L42 52H37L36 49H35V46L37 43L39 42ZM231 41H232V37H231ZM240 41V40H239ZM62 42V43H61ZM231 43V42H230ZM237 43V42H235ZM252 43V42H251ZM259 43V41H258ZM5 44L7 45V47H5ZM243 44V42H241V45ZM153 45H156L157 47L155 48H149L150 46L152 47ZM44 46V45H43ZM235 46H239V45H235ZM37 47V46H36ZM59 47V52L56 54V53H51V50H53V48H58ZM154 47V46H153ZM236 47V48H237ZM49 48V49H48ZM236 48H233V49H236ZM93 49L95 51H93ZM39 50V49H38ZM42 50V49H40ZM50 50V52H49ZM57 50V49H55ZM9 54V58L8 57H5L6 55ZM232 57H235L234 58V63L236 61V64H234V66L230 65V64H227L229 62H231V60L233 59ZM3 58H8L10 59V62L5 64L3 62ZM6 60V59H5ZM42 60L41 64L40 61ZM9 61V60H8ZM233 61V60H232ZM232 63V62H231ZM150 64H153V68L154 69H151L152 68V65L150 67ZM69 66L71 68L70 71L66 72L65 71V68L66 66ZM230 65V66H229ZM236 68V70H235ZM18 69V70H19ZM151 69V70H150ZM238 69V70H237ZM1 70V69H0ZM152 71V73L150 71ZM239 72L240 70V74L242 76H240V78L237 80V79H233L234 81L231 80V76L234 75L235 71ZM2 72V71H1ZM18 72V71H17ZM141 72V73H140ZM173 74V76L175 75L177 78V80L175 79L174 81L173 78L172 80H167L166 78V75L168 76L169 74ZM191 73H194L196 74V76H207L208 78V82L207 80H201L199 81L197 78L196 79H188V75H190ZM152 74H155L154 76H156L155 78H158V79H155L152 81L151 83V76L150 75ZM171 74V75H172ZM3 75V74H2ZM0 74V76H2ZM194 76V75H192ZM198 76V77H199ZM2 77V78H4ZM8 77V78H9ZM154 78V77H153ZM166 78V79H165ZM170 78V77H169ZM195 78V77H194ZM201 78V77H200ZM203 78V77H202ZM129 79V84L126 85V83L128 82L127 80ZM221 79V80H220ZM263 79V80H262ZM8 81V80H7ZM16 81V80H14ZM13 81V83H14ZM20 81V80H19ZM29 81H31L29 83ZM50 81V80H49ZM51 82V81H50ZM157 82V83H156ZM212 82V83H213ZM260 82V81H259ZM3 83V80L2 82ZM8 83V82H7ZM11 82V84H13ZM35 84V82H33ZM211 83V84H212ZM222 83V84H223ZM224 83V84H225ZM263 83V82H262ZM261 83V84H262ZM154 85V88H150L151 85ZM223 84V85H224ZM4 85V84H3ZM25 85V86H24ZM53 85V83L51 84ZM50 85V86H51ZM178 85V86H180ZM215 85V84H213ZM218 85V84H216ZM224 85V86H226ZM15 86V85H14ZM49 86V87H50ZM184 86V85H183ZM184 86V88H185ZM219 86V85H218ZM217 86V87H218ZM2 87V85L0 84V88ZM5 87V86H4ZM36 87V86H35ZM38 87V86H37ZM52 87V86H51ZM127 88L128 90H123L120 88ZM153 87V86H152ZM216 87V88H217ZM16 88V87H15ZM115 88H119L118 91L120 93H124V92H128L130 94H133V100L137 103V101H143V107H144V104H145V107H144V110L140 111L142 116L144 115H148L150 116L149 117V120H150V124L148 127H141V123H142V120L144 118H147V117H144L143 119H141V114H139L140 116H137L138 118H140L141 120H139L138 118L134 117L136 111L139 109H133L132 112H127L129 110V108L126 110L125 107H128V106H125L124 107V104L122 106V103H120L121 101V98L119 96V98H116L114 96H110V94L108 93H111L112 94V91L110 92V90L112 89H115ZM172 88V87H171ZM174 88V87H173ZM178 88V87H177ZM183 88V87H182ZM183 88V89H184ZM219 88V87H218ZM6 89V95L9 94L8 91H7V88ZM4 88L1 89V91L5 90ZM10 89V88H9ZM12 89V88H11ZM10 89V91H11ZM150 89H154L155 91V94L153 97H151V92H150ZM190 89V88H188ZM187 89V90H188ZM224 89V87H223ZM222 89V90H223ZM14 90V89H13ZM12 90V91H13ZM25 90V89H24ZM23 90V91H24ZM28 90V89H27ZM42 90V92H41ZM117 90V89H116ZM123 90V92H122ZM186 90V89H185ZM213 90V89H212ZM228 90V89H227ZM232 90H235L234 88ZM16 91V90H15ZM26 91V90H25ZM34 91V90H33ZM37 91H38V88H37ZM52 91V90H51ZM166 91V92H165ZM199 91V90H198ZM197 91V92H198ZM205 91L203 93H205ZM211 91V90H210ZM220 91V90H219ZM218 91V92H219ZM226 91V89H225ZM228 91V92H230ZM30 91H28L29 93ZM36 92V91H35ZM54 92V91H53ZM165 92V93H164ZM185 92H189L188 91H185ZM194 92V91H193ZM196 92V91H195ZM227 92V91H226ZM236 92V91H235ZM13 93V92H12ZM11 93V94H12ZM118 93V92H116ZM170 93H173V92H170ZM178 92L175 91V94H178ZM202 93V92H200ZM211 93H213L211 91ZM211 93H210V96H211ZM215 93V92H214ZM251 93V91H250ZM30 94V93H29ZM79 94V93H78ZM128 94V93H127ZM189 94V93H188ZM193 94V93H190V95ZM206 94V93H205ZM209 94V93H208ZM233 94V92H232ZM249 94V93H248ZM243 94V98L246 100V102H252V101H257V99H260L261 96L259 95L260 93H252L251 94ZM10 95V94H9ZM24 95V94H23ZM31 95V94H30ZM116 95V94H115ZM120 95V94H119ZM124 95V94H123ZM214 95V94H213ZM229 95V93H227V96ZM22 96V95H21ZM26 96V95H24ZM39 96V95H38ZM37 96V97H38ZM127 96V95H126ZM168 96H172L171 94ZM186 96V95H185ZM197 96V94H196ZM216 96V94H215ZM219 96V95H218ZM217 96V97H218ZM224 96V95H222ZM233 96V95H232ZM231 96V97H232ZM16 97L18 98V95H16ZM64 97L66 98L65 94H64ZM68 97V96H67ZM98 97L99 99H104L105 101H109L110 102V108H108L107 106V109L105 110L104 112V109H102V107H100V104H98V100L97 98ZM130 97V96H129ZM174 97V96H173ZM189 97V95H188ZM191 97V96H190ZM189 97V98H190ZM198 97V96H197ZM197 97H194V99H192V101L194 102V104H196V102L199 101L200 98H197ZM206 98V95L204 96ZM225 97V96H224ZM230 97V95H229ZM234 97V96H233ZM10 98H11V95H10ZM32 98H33V94H32ZM70 98V97H69ZM75 98V97H74ZM96 98V99H95ZM123 98V96H122ZM179 97H177L178 99ZM182 98V96H181ZM188 98V99H189ZM203 98V97H202ZM203 98V100L205 99ZM212 98V97H210ZM208 99L207 98V101L204 102L202 99V101L205 103V105L207 104H210L211 103V99ZM223 98V97H222ZM236 99V97H234ZM38 99V98H37ZM52 100L55 99L54 97L51 98ZM129 99V98H128ZM125 98V101L127 102V100ZM184 99V98H183ZM182 99V100H183ZM187 99V100H188ZM225 99V98H224ZM232 99V98H231ZM240 99V98H239ZM66 100V99H65ZM97 100V102H96ZM175 100V99H174ZM173 100V101H174ZM190 100V99H189ZM219 100V99H218ZM233 100V99H232ZM69 101V100H68ZM72 101V100H70ZM79 101V100H78ZM100 101V100H99ZM120 101V102H119ZM130 101L131 98H130ZM225 101V100H224ZM237 101V99H236ZM259 101V100H258ZM109 102L107 104H109ZM133 102V101H132ZM131 102V103H132ZM218 102V101H217ZM235 101L233 100L232 104L234 103ZM245 102V101H244ZM69 103V102H68ZM125 103V102H124ZM131 103H130V106H131ZM136 103L134 105H136ZM186 103V102H185ZM188 103V102H187ZM187 103L185 105H187ZM190 103V102H189ZM221 103V101H220ZM218 102V104H220ZM231 103V102H230ZM230 103H227V105L229 104L230 106ZM129 104V103H128ZM181 104V103H180ZM198 104V103H197ZM217 104V105H218ZM224 104V103H223ZM231 106L233 107L234 104ZM104 105V104H103ZM125 105H127L125 103ZM140 105V103H139ZM203 105V106H205ZM207 105L205 108H201L202 109H206L207 110ZM214 105V103H213ZM2 106V108L8 110V111H11L13 110V106H12V103L9 99V97L1 94L0 95V107ZM78 106V107H77ZM179 107H182V104L181 106L178 105ZM189 106V107H187ZM185 106L186 108H191L190 105H187ZM196 106V105H195ZM198 106V105H197ZM17 107V106H16ZM133 107V106H132ZM135 107V106H134ZM138 107V103H137V106L135 108ZM142 105L140 108H143ZM174 107V106H173ZM176 107V106H175ZM184 107V108H185ZM209 107V106H208ZM210 107H213L214 108V111L216 110V105L215 107L214 106H210ZM231 107V108H232ZM131 108V107H130ZM183 108V109H184ZM185 108V109H186ZM193 108V106H192ZM230 107L226 106V108L224 107L223 110H221V115H226L230 112L229 110ZM219 110V108H217ZM191 111V109H189ZM237 110V109H234V111ZM25 111V110H24ZM60 111V110H59ZM134 111V112H133ZM179 111V110H178ZM183 110L181 109V112ZM188 111V110H187ZM211 111H212V108H211ZM4 112V111H3ZM14 112V111H13ZM68 112L69 111V108L67 110V114H69ZM139 112V113H140ZM172 112V113H171ZM208 112V110H207ZM205 112V113H207ZM219 112V111H218ZM217 110L216 112V115H217ZM12 113V112H11ZM183 113V112H182ZM190 113V112H188ZM210 114H213L214 113L212 112H209ZM231 113V112H230ZM3 114V113H1ZM6 114V113H5ZM14 114V113H13ZM58 115L59 112L57 113ZM62 114V113H61ZM108 114V116H107ZM176 114V113H175ZM8 115V114H6ZM11 115V114H10ZM19 116V114H17ZM181 115V114H180ZM186 115V114H185ZM205 115V114H204ZM212 115V116H213ZM57 116V117H56ZM62 116V115H60ZM72 116V115H71ZM230 116V115H229ZM232 116V115H231ZM7 117V116H6ZM17 117V116H16ZM20 117V116H19ZM17 117V118H19ZM182 117H183V114H182ZM186 117V116H185ZM206 117V116H204ZM208 117V116H207ZM214 117V116H213ZM216 117V116H215ZM214 117V118H215ZM71 118V117H70ZM219 119V117H217ZM223 118V117H222ZM234 118V117H233ZM13 119V118H12ZM64 119V118H63ZM179 121H180V118H178ZM217 119V120H218ZM225 119V117H224ZM6 120V119H5ZM22 120V119H20ZM23 120H26V119H23ZM182 120H185L184 118ZM181 120V121H182ZM213 120V119H212ZM221 120V118H220ZM235 119H233L234 121ZM231 121V120H230ZM3 122V121H2ZM5 122V121H4ZM22 123V121H20ZM27 122V120H26ZM76 122V123H77ZM175 122V123H174ZM10 123V122H9ZM25 123V122H24ZM96 123V122H95ZM143 123L146 124V122L143 121ZM142 123V124H143ZM180 123V122H179ZM210 123V122H209ZM218 123V122H217ZM6 124V123H5ZM167 124L169 126H167ZM3 125V124H2ZM23 125V124H22ZM27 125V124H26ZM99 125V126H100ZM147 125V124H146ZM5 126V125H4ZM38 127L34 130L35 127ZM40 126L39 130L42 128ZM74 126L77 127V125L75 124ZM145 126V125H144ZM176 126V125H175ZM11 127V126H9ZM75 127V128H76ZM107 127V128H106ZM170 127H173V128H170ZM179 127V126H178ZM20 128H22V126H20ZM19 128V129H20ZM30 128V127H29ZM61 129H63V127H60ZM78 128V127H77ZM76 128V129H77ZM78 128V129H79ZM6 129V128H5ZM13 129V128H12ZM23 129H24V126H23ZM28 129V128H27ZM80 129L78 131H80ZM112 129V130H114ZM141 129V130H140ZM178 129H181V128H178ZM223 129V128H222ZM4 130V129H1V131ZM9 130V129H8ZM57 130V129H56ZM111 130V129H110ZM111 130V131H112ZM183 130V129H182ZM19 131V130H18ZM30 130H27V131H24V133L28 132ZM32 131V132H33ZM54 131V130H53ZM62 131V130H61ZM98 133L99 130H97ZM224 131V129H223ZM4 132H8V131H5ZM21 132V130H20ZM31 132V131H30ZM29 133L28 136H30V134L32 135V133ZM43 131H39L38 133H42ZM225 132V131H224ZM229 132V131H228ZM3 133V132H2ZM1 133V134H2ZM37 133V134H38ZM51 133V132H50ZM49 133V134H50ZM60 133V132H59ZM84 133H88V134H92L90 136H87L86 134ZM97 133V134H98ZM112 133V132H111ZM226 133V132H225ZM4 134V133H3ZM2 134V135H3ZM34 134V132H33ZM43 134V133H42ZM62 134V133H61ZM101 134H106L107 133H101ZM100 134V135H101ZM110 134V133H109ZM140 134V135H141ZM8 135V133H7ZM44 135V134H43ZM46 135V134H45ZM111 135V134H110ZM144 135V136H145ZM156 135H158L159 137H156ZM186 135V134H185ZM189 136V134H187ZM109 136V135H108ZM187 136V137H188ZM4 137H6V135H4ZM31 137V136H30ZM29 137V138H30ZM113 137V135H112ZM123 137V138H124ZM126 137H127V134H126ZM129 137V139H130ZM140 137V136H139ZM146 137V136H145ZM3 138V137H2ZM7 138V137H6ZM66 138L69 140L71 138H68V136L65 135V140ZM114 138V137H113ZM115 138H114V141H115ZM122 138V139H123ZM150 139V137H148ZM161 138V137H160ZM161 138V140H162ZM167 138V139H168ZM63 139V138H62ZM126 139V138H125ZM145 139V138H144ZM147 139V138H146ZM165 139V138H164ZM183 139H181V141L183 142ZM1 140V139H0ZM5 140V139H4ZM3 140V141H4ZM12 140V139H8L7 140V143ZM17 140V139H16ZM81 140V143L83 142ZM108 140V139H107ZM148 140V139H147ZM154 140V139H153ZM159 140V139H158ZM104 141V142H103ZM117 141V139H116ZM126 141V140H125ZM130 141V140H129ZM150 141V140H149ZM157 141V140H156ZM186 141V140H185ZM2 142V141H0ZM5 142V141H4ZM11 142V141H10ZM13 142V140H12ZM16 142V141H15ZM64 142V140H63ZM107 142V141H106ZM109 142V141H108ZM173 142V141H171ZM67 143V142H66ZM118 143V142H117ZM151 143V141H150ZM159 144V142H157ZM180 143V142H178ZM11 144V143H10ZM13 144V143H12ZM15 144V143H14ZM13 144V146H14ZM65 144V143H64ZM111 144V142H110ZM109 144V145H110ZM114 144V143H113ZM148 144V143H147ZM153 144V143H152ZM158 144H154L155 147L156 145ZM20 145V144H19ZM81 145V144H80ZM122 145V144H121ZM125 145V144H123ZM129 145V144H127ZM150 145V144H148ZM168 145V144H167ZM171 146V144H169ZM168 145V146H169ZM172 145H174L172 143ZM5 146V145H4ZM113 146V145H112ZM153 146V145H150V147ZM159 146V147H158ZM157 147L160 149L162 148L161 145H158ZM167 146V147H168ZM177 146V144H176ZM81 147V146H80ZM121 147V146H120ZM154 147V146H153ZM154 147V148H155ZM166 147V148H167ZM175 147V146H174ZM178 147V146H177ZM175 147V148H177ZM84 149V147H81ZM86 148V149H87ZM119 148V147H118ZM123 148V147H121ZM125 148V146H124ZM166 148H165V151H166ZM170 148V147H169ZM167 148V149H169ZM182 148V146H181ZM5 149L6 146H5ZM9 149V148H8ZM7 149V150H8ZM53 149V148H52ZM56 148H54L55 150ZM87 149V150H88ZM126 149V148H125ZM11 150V149H10ZM22 150V149H20ZM100 150V149H99ZM121 150V149H120ZM132 150V149H131ZM172 151H175L172 149V146H171V149ZM169 150V151H170ZM187 150V148H186ZM185 150V152H187ZM37 151V150H36ZM41 151V150H40ZM48 151V150H46ZM85 151V149H84ZM104 151V150H103ZM106 151V150H105ZM112 151V150H111ZM110 151V152H111ZM118 151V150H117ZM179 151H182V150H179ZM179 151L177 150V153H179ZM3 152V151H2ZM6 152V151H5ZM18 152V150H17ZM49 152V151H48ZM87 152H90V151H86L85 153L87 154ZM101 152V151H100ZM100 152H98V154H100ZM122 152V150H121ZM124 152V151H123ZM122 152V153H123ZM8 153V151H7ZM20 153V152H18ZM22 153V152H21ZM92 153H88V154H92ZM106 153V152H105ZM120 153V152H119ZM121 153V154H122ZM140 154V152H138ZM144 153V152H143ZM142 153V154H143ZM153 153V151H152ZM151 153V154H152ZM160 153H164V155L166 154L164 151L163 152H160ZM182 153V152H181ZM179 153L178 156L181 154ZM1 154V153H0ZM32 154V153H31ZM48 154V153H47ZM81 154V153H80ZM97 154V155H98ZM117 154V152H116ZM115 154V155H116ZM145 154V153H144ZM145 154V155H146ZM149 154V155H151ZM156 154V152H155ZM154 154V155H155ZM159 154V153H158ZM183 154V153H182ZM181 154L180 158L184 157L183 155ZM188 154V153H186ZM195 154V153H192V155ZM198 154V152H197ZM196 154V156H197ZM24 155V154H22ZM27 155V154H26ZM25 155V156H26ZM96 156V158L98 157L96 154H92V156ZM106 155V159L109 158L107 157L108 155ZM105 155H102L103 157ZM112 155V154H111ZM113 155V157L115 156ZM126 155V154H125ZM153 155V156H154ZM163 155V156H164ZM175 155V154H174ZM15 156H17V158H21L19 157V154H15ZM38 156V155H37ZM121 156V155H120ZM134 156V155H133ZM148 156V155H146ZM161 157L162 159L164 157H162V155H157V158L156 155L154 156V160L151 161L150 163H147L146 165L148 166H156L157 168H161V170H163L162 168H164L166 170L165 167H167V165L164 163V161H162L161 159L158 158ZM199 156V155H198ZM197 156V157H198ZM7 157V155H6ZM12 157V156H11ZM41 157H44V156H38L36 158H41ZM68 157V156H67ZM140 157V156H139ZM142 157V156H141ZM145 157V156H144ZM152 157V155L150 156V158ZM166 157H168L167 159L170 158V155L169 154H166ZM175 157V156H174ZM190 157V156H189ZM2 158V156H1ZM15 158V159H17ZM27 159H24V162H28L29 159H32V157L28 159V155L26 156ZM34 158V157H33ZM95 158V160H96ZM101 158V157H100ZM130 158V157H129ZM147 158V157H146ZM149 158V156H148ZM185 158V157H184ZM195 159V157H192ZM191 158V159H192ZM9 159V157L7 158ZM11 159V158H10ZM9 159V161H10ZM21 159V160H23ZM35 159V158H34ZM105 159V158H104ZM118 159V158H116ZM132 159V158H131ZM137 158L135 157V160ZM171 159V158H170ZM190 159V158H189ZM189 159H186V163L189 162ZM192 159V160H194ZM14 160V159H13ZM129 160V159H128ZM178 160V159H176ZM191 160V161H192ZM196 160V159H195ZM3 161V160H2ZM38 161L35 159V162ZM42 161V160H41ZM61 161V160H60ZM72 161V159H70L69 157L68 158H65L64 162L62 160V168H67L69 167V169H73L75 170L76 167L75 165L70 162ZM101 161V160H100ZM107 161V160H106ZM109 161V160H108ZM127 161V160H126ZM137 161V160H136ZM142 161H144L142 159ZM167 161V160H166ZM175 161V160H174ZM197 161V160H196ZM195 161V163H196ZM5 162V161H4ZM12 162V160H11ZM22 162V161H21ZM26 162V163H27ZM31 163H29V166H33L31 160L29 161ZM99 162V161H98ZM105 163V160L103 161ZM116 162V161H114ZM140 162V161H139ZM146 162H149L148 160ZM168 162V161H167ZM166 162V163H167ZM184 162V160H183ZM200 162V160L198 161V163ZM25 163V165H26ZM40 162L38 161V164ZM108 163H111V162H108ZM117 163H120V161L117 160ZM128 163V162H127ZM131 163V162H130ZM129 163V164H130ZM137 163L134 164L136 165L137 167ZM175 162H173L172 164H174ZM178 163V162H177ZM181 163V161H180ZM180 163H178L179 165H181ZM190 163V162H189ZM188 163V164H189ZM201 163L203 164V167H204V163L201 161ZM37 164V163H36ZM37 164V166H38ZM45 164V163H44ZM99 164V163H98ZM103 164V163H102ZM123 164V165H122ZM129 164H128V167H129ZM172 164H171V167L168 166V168H172L173 170V167H172ZM183 164V163H182ZM185 164V162H184ZM6 165V164H5ZM24 165V164H23ZM22 165V166H23ZM43 165V164H42ZM87 165V163H86ZM120 167L122 168H125L123 167L124 166V162L120 163L119 164ZM176 165V164H174ZM190 165V164H189ZM192 165V164H191ZM190 165V166H191ZM195 165V164H194ZM200 165V164H199ZM108 166V165H107ZM127 166V165H125ZM133 166V165H132ZM142 166V164H141ZM178 166V165H177ZM187 167V164L185 165ZM183 165V167H185ZM193 166V165H192ZM4 166H2L3 168ZM27 167V166H25ZM41 167V166H40ZM115 167H118L117 165H115ZM134 167V166H133ZM140 167V166H139ZM155 167V168H156ZM182 167V166H181ZM182 167V168H183ZM194 167V166H193ZM199 167V166H197ZM0 168V169H2ZM10 168V167H9ZM33 168V167H30V169ZM36 168V167H35ZM109 168H111L109 166ZM141 168L143 169V167H140V168H130V170H128V172L125 174V178H129L131 175L133 178L134 176H137L138 174H140L141 172ZM191 168V167H190ZM28 169V168H27ZM34 169V168H33ZM89 169V168H88ZM126 169V168H125ZM190 170L189 167L186 168V170ZM195 169V168H194ZM197 169V170H196ZM195 171L197 173V179H196V182L195 184L198 186V188H200V190L203 189L204 187V184H205V177L204 176L202 178V175L206 172H203L204 169H206V167L203 169V168H196ZM4 170V169H3ZM29 170V169H28ZM72 170V171H73ZM123 170V169H122ZM120 170V171H122ZM178 170V169H177ZM193 170V168H191L190 172ZM1 171V170H0ZM15 171V170H14ZM13 171V172H14ZM30 171V170H29ZM32 171V170H31ZM119 171V169H118ZM119 171V172H120ZM143 171V170H142ZM150 171V170H149ZM154 171V170H153ZM167 171V170H166ZM169 171V170H168ZM167 171V172H168ZM183 171V170H182ZM7 172V171H6ZM18 172V171H16ZM155 172V176H156V170L154 171ZM164 172V171H163ZM167 172H164L163 174H167ZM174 172V171H173ZM177 171H175L176 173ZM186 172V171H185ZM185 172H183L185 174ZM194 172V171H192ZM203 172V174H201ZM3 173V172H1ZM20 173V171H19ZM109 173V172H108ZM147 173V172H146ZM151 173V172H150ZM148 173V175L150 174ZM170 173H172V171H170ZM169 173V174H170ZM189 173V172H188ZM14 174V173H13ZM13 174H8V172L5 174L3 173L2 179H5L6 182H10V185L14 186L17 184V181L15 180L16 177L13 175ZM16 174V173H15ZM111 174V173H110ZM158 174V173H157ZM178 174V173H177ZM190 174V173H189ZM188 174V175H189ZM18 175V174H17ZM21 176L23 175L22 173L20 174ZM168 175V174H167ZM174 175V174H172ZM158 176V175H157ZM177 176V175H176ZM176 176H172L175 180L178 178H176ZM180 176V174H179ZM186 175H183L182 178H186L184 177ZM193 176V175H192ZM216 176V175H215ZM99 175L96 177L98 178ZM140 177V176H139ZM154 177V176H152ZM190 177V175H189ZM221 177V175H220ZM22 178V177H21ZM100 178V177H99ZM102 178V177H101ZM151 178V177H149ZM165 178V177H164ZM172 178V179H173ZM180 178V177H179ZM188 178V177H187ZM192 178V177H191ZM205 178V179H204ZM216 178V177H215ZM43 179V178H42ZM157 179V178H155ZM159 179V178H158ZM162 179V177H161ZM168 179V178H167ZM165 178V180H167ZM220 179V178H219ZM40 180V179H39ZM38 180V182H39ZM136 182H138L136 179H134ZM133 180V181H134ZM150 180H154L153 178H151ZM160 180V179H159ZM164 180V182H165ZM185 180V179H184ZM183 180V182H184ZM209 180V179H208ZM222 180V179H220ZM2 181V180H1ZM4 181V180H3ZM98 181V180H96ZM147 181V180H146ZM168 181V180H167ZM177 181V180H176ZM191 182H193V180H190ZM189 181V182H190ZM207 181V180H206ZM44 182V181H42ZM102 182V181H101ZM149 183H151V181H148ZM159 182V181H158ZM175 182V181H174ZM182 182V183H183ZM187 182V181H186ZM208 182V181H207ZM21 183V181H20ZM19 183V184H20ZM143 183V181H142ZM146 183V182H145ZM160 183V182H159ZM158 183V185H159ZM167 183V182H166ZM5 184V182H4ZM9 184V183H8ZM41 184V183H40ZM136 184V183H135ZM148 184V183H146ZM156 185V183H154ZM174 184V183H173ZM180 184V183H179ZM178 184V185H179ZM192 184V183H191ZM209 184V182H208ZM212 184V183H211ZM34 185V184H32ZM30 185V186H32ZM125 185V181H122L120 183V190L123 189V186ZM132 185V184H130ZM129 185V187H130ZM144 185V184H143ZM149 185V184H148ZM177 185V184H175ZM178 185H177V188H178ZM189 186V184H187ZM217 185V184H215ZM23 186V185H22ZM21 186V187H22ZM134 187V185H132ZM151 186V185H150ZM181 186V184H180ZM179 186V187H180ZM195 186V185H194ZM19 187V186H18ZM126 187V186H125ZM136 187V185H135ZM140 187H146V186H141ZM211 187V186H210ZM214 187V186H213ZM215 187H218V186H215ZM214 187V188H215ZM6 188V186H5ZM20 188V187H19ZM34 188V187H32ZM139 188V187H137ZM183 188V186H182ZM190 188V187H189ZM225 188V187H224ZM224 188L221 187V191L224 190ZM11 189V188H10ZM24 189V188H23ZM126 189V188H125ZM140 191H141V188H139ZM145 189V188H144ZM147 189V188H146ZM185 189V187L183 188ZM205 189V188H204ZM206 189H210V188H206ZM212 189V187H211ZM4 190V189H3ZM25 190V189H24ZM29 190H30V187H29ZM28 190V191H29ZM34 190V189H33ZM118 190V189H117ZM116 190V191H117ZM138 190V189H137ZM143 190V189H142ZM197 190V189H195ZM199 190V191H200ZM215 190V189H214ZM210 191V196H213L215 199L219 198L218 195V191ZM220 190V189H219ZM5 191V190H4ZM7 191H11L7 188ZM21 191V190H20ZM139 191V192H140ZM145 191V190H143ZM204 191V190H203ZM206 191V190H205ZM12 192H13V189H12ZM35 192V190H34ZM142 192V191H141ZM198 192V191H197ZM196 192V193H197ZM224 192V191H223ZM222 192V193H223ZM30 193V192H29ZM32 193V192H31ZM38 192L35 193V195L37 194ZM42 192L39 191V195L41 196ZM115 193V192H114ZM136 193V192H135ZM147 193V191H146ZM164 193V192H163ZM207 193V191H206ZM220 193V191H219ZM13 194V193H11ZM126 193H124L125 195ZM150 194V193H148ZM200 194V193H199ZM204 194V192H203ZM225 194H227V192H225ZM4 195V194H3ZM14 195V194H13ZM16 195V194H15ZM14 195V196H15ZM18 195H21V192L20 194ZM44 195V194H43ZM48 195V194H47ZM106 195H109V194H106ZM113 195V193L111 194ZM110 195V197H111ZM119 195H123V193H120ZM197 195V194H195ZM202 195V194H201ZM224 195V194H221V196ZM6 196V195H5ZM8 196V195H7ZM6 196V197H7ZM14 196H12L14 199ZM20 196V197H21ZM24 196V195H23ZM22 196V197H23ZM34 196V195H33ZM38 196V195H37ZM37 196H36V199H37ZM149 196V195H148ZM204 196V195H203ZM210 196L207 195V197L209 198ZM225 196V195H224ZM15 197H18V196H15ZM32 197V196H31ZM42 197V196H41ZM51 197V196H49ZM96 197V196H95ZM105 197V196H104ZM103 197V198H104ZM116 197V195H115ZM113 198V200H107V204L110 203V205L114 204L113 206H117L118 209L119 208H122V207H126L125 206V201L123 200V196H121L122 198L118 199L117 201L115 200L116 198ZM140 197V196H139ZM151 197V195H150ZM148 197V198H150ZM25 198V197H23ZM27 198V197H26ZM40 198V197H39ZM44 199V197H42ZM98 198V197H96ZM106 198V197H105ZM104 198V199H105ZM118 198V197H117ZM204 198V197H203ZM7 199V198H6ZM11 199V201H12ZM21 198H16V202H18ZM99 199V198H98ZM107 199V198H106ZM122 199V202L120 201ZM134 199V198H133ZM139 199V198H138ZM154 200V202L156 203L155 199L154 198H151ZM206 199V198H205ZM222 199V198H221ZM10 200V198H9ZM23 200V199H22ZM35 200V199H34ZM49 199H46V201H48ZM52 200V198H51ZM142 200V199H141ZM152 200V201H153ZM207 200H210V199H207ZM207 200L206 203H207ZM213 200V199H212ZM219 200V199H218ZM24 202L26 200H23ZM22 201V202H23ZM31 201V200H30ZM50 201V200H49ZM102 201V200H101ZM134 201V200H132ZM211 201V200H210ZM8 202V201H7ZM21 202V204H22ZM103 203H105L104 201H102ZM149 202V201H148ZM151 202V201H150ZM204 200H202V204H205ZM11 203V202H10ZM9 203V204H10ZM20 204V201L18 202ZM27 203V202H26ZM25 203V205H26ZM153 203V202H152ZM210 203V202H208ZM207 203V204H208ZM14 204V203H13ZM12 204V205H13ZM104 207H106V205ZM129 204H133V202L131 203V201L129 202ZM136 204V203H135ZM11 205V204H10ZM24 204L22 205L23 207L25 206ZM48 205V204H47ZM143 205V204H142ZM141 205V206H142ZM156 205H160L161 204H157ZM7 206V205H6ZM16 206V205H15ZM50 206V205H48ZM53 206V205H51ZM51 206L49 208H51ZM55 206V205H54ZM53 206V208H55ZM109 206V205H108ZM132 206V205H131ZM144 206V205H143ZM142 206V207H143ZM146 206V205H145ZM154 206V204H153ZM152 206V207H153ZM205 206V205H204ZM209 207V205H206ZM13 207V206H12ZM20 207V206H19ZM113 207V209H117ZM155 207V206H154ZM157 207V206H156ZM155 207V208H156ZM162 207V206H161ZM207 207V208H208ZM211 207H215V206H211ZM9 208V206H8ZM16 208V207H15ZM22 208V207H21ZM28 208V207H27ZM26 208V209H27ZM109 208V207H108ZM136 208V207H135ZM139 208V207H138ZM146 208V207H145ZM154 208V209H155ZM158 208L160 209V207L158 206ZM207 208H205L204 210H206ZM224 208H227V207H224ZM56 209V208H55ZM117 209V210H118ZM127 209V208H126ZM163 209V212H164V208ZM213 209L211 210V208L208 210H211V212H213ZM220 209V207H219ZM219 209L216 208V210H218L219 212ZM222 209V208H221ZM232 209V208H230ZM2 210L4 211L5 208H2ZM14 210V209H13ZM19 210V209H18ZM136 210V209H135ZM141 210V209H140ZM166 210V209H165ZM206 210V212L208 211ZM215 210V209H214ZM215 210V211H216ZM227 210V209H226ZM226 210H221L222 211V222L223 224L226 226V230H229L230 233H235L236 235H231L233 237H227L226 235H223V231L220 233V235H222V238L221 239V245L220 246L219 244L216 245L215 243H213L212 241L210 240H207L205 239L204 237L202 236H197L196 235H193L195 234L192 230V233L191 232H188L189 230L187 231H183L182 234H178V236H181V247L186 249V252L188 253H185V260H187V262H189L188 264H264V243L260 240L262 237L261 236V233H260V237L256 234V230H255V227L253 226H250L248 224L245 223V221H241V220H237V216L235 215H228ZM12 211V210H10ZM9 209H8V212L9 213H12L10 212ZM15 211H17L15 209ZM35 211V210H34ZM46 211V210H45ZM45 211H44V214H45ZM54 211V210H53ZM57 211V210H56ZM55 211V212H56ZM71 211V210H70ZM142 211V210H141ZM221 211L219 212V214L221 213ZM233 211V210H232ZM7 212V213H8ZM18 212V211H17ZM21 212V211H20ZM27 212V210H26ZM125 213V211H123ZM122 212V213H123ZM131 212V211H130ZM136 212H138L136 210ZM160 214H161V210L159 211ZM168 212V211H167ZM165 211V214L167 213ZM209 212V211H208ZM236 211H233V213H235ZM30 213V212H28ZM28 213L26 214L28 216ZM43 213V212H42ZM62 213V212H61ZM59 213V214H61ZM123 215L122 216H126V215ZM142 213V212H141ZM33 214V213H32ZM32 214H29L32 216ZM47 214V213H46ZM126 214V213H125ZM129 214V213H128ZM139 214H140V211H139ZM159 214V213H158ZM163 214V213H162ZM168 214V213H167ZM238 214V212L236 213V215ZM2 215V214H0ZM5 215V214H4ZM11 215V214H10ZM143 215V214H142ZM164 215V214H163ZM8 216V215H6ZM15 216V214H14ZM23 216V215H22ZM34 216V215H33ZM45 216V215H44ZM44 216H41V217H44ZM121 216V217H122ZM162 216V215H161ZM167 216V215H165ZM163 216V217H165ZM172 216V215H170ZM168 216V217H170ZM236 218H235V217ZM16 217V216H15ZM49 217V216H48ZM138 217V216H137ZM142 217V216H141ZM146 217V216H145ZM2 218L3 215H2ZM13 218V217H11ZM30 217L28 216V219ZM33 218V217H31ZM36 218V217H35ZM38 218V216H37ZM47 216L45 217V220H46ZM133 218V217H131ZM136 218V217H135ZM133 218V220L135 219ZM140 218V217H139ZM17 219V218H16ZM24 219V217H23ZM22 219V220H23ZM26 219V218H25ZM39 219V218H38ZM120 219V218H119ZM142 220V218H140ZM167 219L166 217L163 218V220ZM2 219H0L1 221ZM32 220V219H31ZM48 220V218H47ZM79 221L81 220V218L79 217L78 219ZM122 220V219H121ZM137 220V219H136ZM149 220V219H148ZM168 220V219H167ZM171 220V218H170ZM15 221V220H14ZM38 221V220H37ZM139 221V220H137ZM143 221V220H142ZM147 221V220H146ZM173 221V222H172ZM172 221H167V222H172V223H177V222H174L175 220L172 219ZM13 222V221H12ZM116 222V225L113 224L114 227H116L117 229V226L120 227V225H122L123 223H118L117 221ZM141 222V221H140ZM139 222V223H140ZM144 222V221H143ZM148 222V221H147ZM159 222V221H158ZM15 223V222H14ZM18 222H16L17 224ZM28 223V222H27ZM32 223V222H30ZM53 223V222H52ZM52 223H51V226H52ZM55 223V222H54ZM138 223V222H137ZM136 225H139V223ZM145 223V222H144ZM153 223V222H152ZM4 224V223H3ZM34 224V223H33ZM37 224L39 225V223L37 222ZM43 224V222H42ZM141 225L138 226V231L139 232H142V236L144 235L143 232L146 234V232H149L151 231L149 227V225H144L143 223H140ZM143 224V225H142ZM147 224V223H146ZM150 224V223H149ZM157 224V222H156ZM171 224V223H170ZM169 224V225H170ZM180 224V223H179ZM50 225V224H49ZM193 225V224H192ZM4 226V225H3ZM11 226V225H10ZM24 226V224H23ZM34 226V225H33ZM45 226V225H44ZM49 226V227H51ZM123 226L125 227V230H126V225L123 224ZM121 227L122 230L124 229V227ZM183 226V224H181L180 228ZM185 226V225H184ZM25 227V226H24ZM27 227V225H26ZM56 227V226H55ZM160 227V223H158V227L157 229ZM163 227V226H161ZM172 227V225H171ZM176 227V226H175ZM263 227V226H262ZM21 228V226H20ZM120 228V229H121ZM137 228V226H136ZM184 228V227H183ZM193 228V227H191ZM196 228L197 225H196ZM26 229V228H25ZM31 229V228H30ZM49 230V228H47ZM57 230V228H55ZM129 230V226L127 228ZM132 229V228H131ZM130 229V230H131ZM174 229V228H173ZM179 229V228H178ZM223 229H224V226H223ZM46 230V229H45ZM56 230H53L54 234L56 232ZM123 230V231H125ZM134 230V229H133ZM133 230H131L133 232ZM176 230V228L174 229ZM181 230V229H180ZM196 230V229H195ZM242 230V231H241ZM264 230V229H263ZM262 230V231H263ZM1 231V229H0ZM4 231H6V229L4 228ZM8 231V229H7ZM19 231V230H18ZM24 231V229H23ZM41 231L42 230V227H41ZM115 231V230H114ZM122 231V232H123ZM153 231V230H152ZM179 231V230H178ZM178 231L176 233H178ZM197 231V230H196ZM21 232V231H20ZM25 232H27L25 230ZM49 232H52L49 231ZM58 232V231H57ZM118 232L119 229H118ZM127 232V230H126ZM128 231V234L132 235V232ZM136 232V231H134ZM238 232L240 234H238ZM138 233V232H136ZM152 233V232H151ZM258 233V232H257ZM264 233V232H262ZM3 234H5L3 232ZM2 234V236H3ZM12 234V232H11ZM22 234V233H21ZM51 234V233H49ZM58 234L60 235V233L58 232L57 233V236ZM156 234V233H155ZM175 234V233H174ZM14 235V234H13ZM24 235V233H23ZM30 235V234H28ZM27 235V236H28ZM33 235H35L33 233ZM134 235V233H133ZM150 235V234H149ZM153 235V234H152ZM201 235V234H200ZM230 235V236H231ZM264 235V234H262ZM12 236V235H10ZM31 236V235H30ZM36 236V235H35ZM141 236V235H140ZM151 236V235H150ZM204 236L207 237V235L205 234ZM9 237V236H8ZM6 237V240L7 238ZM15 237V236H14ZM47 237V235L45 236ZM64 237V236H63ZM103 237V236H102ZM147 237V236H146ZM156 236H154L153 238L155 239ZM158 237H161L158 235ZM218 237V238H219ZM3 238L0 236V239ZM18 238V237H17ZM20 238V237H19ZM25 237H23L24 239ZM54 238H56V235H54ZM163 237H161L160 239H162ZM260 238V239H259ZM14 239V238H13ZM44 239V237L42 238ZM157 239V238H156ZM159 239V238H158ZM259 239V241H258ZM264 239V238H263ZM4 240V239H3ZM4 240V242L6 241ZM9 240V239H8ZM18 240V239H17ZM27 240V239H26ZM31 240V239H29ZM50 240V238H49ZM54 240V239H53ZM57 241H60L58 240V237L57 239H55ZM62 240V239H61ZM1 241V240H0ZM12 241V240H11ZM22 241V240H21ZM20 241V242H21ZM44 241V240H43ZM65 241V240H64ZM163 241V240H162ZM2 242V241H1ZM0 242V255H3L4 258H5V261L4 262H1L0 261V264H34L33 263V259L31 256H24L22 258H19L18 257L16 258V256H10V254H8L9 252V248L13 245V244H7L6 246H4L3 244H5L4 242L1 243ZM19 242V240H18ZM20 242L18 243L17 246H20ZM34 242V241H32ZM45 242V241H44ZM56 242V241H55ZM54 242V243H55ZM12 243H14V241H12ZM140 243V242H138ZM20 244V245H19ZM27 244V243H26ZM59 243H57L58 245ZM66 244V243H64ZM132 244H133V241H132ZM135 244V243H134ZM161 244V243H160ZM163 244V242H162ZM9 245V247H8ZM28 245V244H27ZM55 245V246H57ZM60 245V244H59ZM142 245V243H141ZM49 246V245H48ZM53 245L51 244V247ZM62 246V245H61ZM61 246L59 247H56L57 249L60 248ZM65 245H63L62 247H64ZM165 246V245H164ZM145 247V245H144ZM176 247V246H175ZM66 248V247H65ZM140 248V247H139ZM158 249H160L158 246H157ZM22 249V248H21ZM50 249V248H49ZM55 250V248H53ZM64 249V248H63ZM68 249V248H67ZM67 249L65 250L67 252ZM166 249V247H165ZM12 253L14 254H17V255H20L18 251H21V250H17L15 246L12 247ZM141 250V248H140ZM146 250V249H145ZM169 250V249H168ZM181 250V249H179ZM178 250V251H179ZM171 251V250H170ZM183 251V250H182ZM3 253V254H1ZM183 253V252H182ZM8 254V255H6ZM159 254V253H158ZM22 256V254H21ZM184 256V255H183ZM35 257V256H34ZM182 257V255H181ZM36 258V257H35ZM40 257H38L39 259ZM184 258V257H183ZM37 259V258H36ZM41 260V259H40ZM153 261V260H152ZM155 261V260H154ZM182 261V260H181ZM39 262V261H38ZM37 264H40V262ZM151 262V261H150ZM149 262V263H150ZM157 262V261H156ZM155 263V262H153ZM42 264V263H41ZM49 264V263H48ZM148 264V263H147ZM160 264V263H159Z\"/></svg>",
  "mask_w": 264,
  "mask_h": 264
}]
</instances>
